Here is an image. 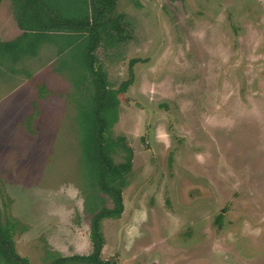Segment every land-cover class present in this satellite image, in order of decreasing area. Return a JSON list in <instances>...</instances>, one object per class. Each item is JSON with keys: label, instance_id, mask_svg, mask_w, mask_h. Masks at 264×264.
Returning <instances> with one entry per match:
<instances>
[{"label": "rangeland", "instance_id": "rangeland-1", "mask_svg": "<svg viewBox=\"0 0 264 264\" xmlns=\"http://www.w3.org/2000/svg\"><path fill=\"white\" fill-rule=\"evenodd\" d=\"M115 12L124 38L101 41L95 65L109 88L131 77L108 135L132 159L100 258L264 264V0H116ZM19 33L1 0L0 40ZM52 39L0 55V218L28 264L87 254L95 205L73 117L80 45Z\"/></svg>", "mask_w": 264, "mask_h": 264}, {"label": "trees", "instance_id": "trees-1", "mask_svg": "<svg viewBox=\"0 0 264 264\" xmlns=\"http://www.w3.org/2000/svg\"><path fill=\"white\" fill-rule=\"evenodd\" d=\"M57 1L10 0L20 33L12 40H0V55L9 54L13 61L22 55H35L39 44L54 41V37L56 43L62 38L80 45L82 64L78 72L88 83L76 91L85 95V99L78 102L79 110L74 109L73 117L80 157L87 169V186L95 199V205L87 208L91 212L90 251L69 256L46 252L49 259L46 264H114L113 259L100 258L104 241L100 227L103 219L118 218L122 212L121 191L130 170L132 151L122 137L112 139L108 133L116 121L117 94L126 90L131 77L115 89L109 88L100 65H95L94 51L101 41L113 45L124 38V15L115 12L116 0H68V7ZM135 62L134 58L128 61L129 76ZM116 155H120V161L113 160ZM97 193L107 196L111 206H98ZM0 264H28L27 258L15 251L12 226L9 222L2 223L1 218Z\"/></svg>", "mask_w": 264, "mask_h": 264}]
</instances>
